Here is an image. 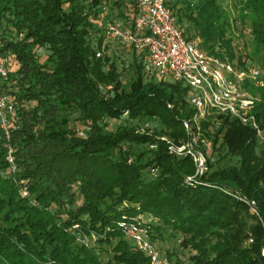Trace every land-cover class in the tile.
Listing matches in <instances>:
<instances>
[{
  "label": "trees",
  "instance_id": "trees-1",
  "mask_svg": "<svg viewBox=\"0 0 264 264\" xmlns=\"http://www.w3.org/2000/svg\"><path fill=\"white\" fill-rule=\"evenodd\" d=\"M237 1V19L248 23L264 60V0ZM113 2L121 0H0V55L13 65L0 90L14 101L18 124L8 140L0 127V264H147L120 226L144 212L153 216L145 224L154 240L168 228L182 233L193 264H264L262 222L222 187L254 198L264 222V75L261 85L245 83L258 96L252 113L262 136L229 114L201 117L199 130L191 129L211 140V151L198 146L207 170L189 183L192 156L170 153L157 137L163 130L177 142L188 137L184 120L193 121L196 108L187 86L145 73L143 59L126 83L107 54L95 55L103 40V6L113 10ZM167 3L204 51L245 62L236 56L219 0ZM125 8L136 12L137 1L126 0ZM112 10L131 25L126 12ZM145 116L158 117L168 130L139 132ZM112 119L123 121L113 125ZM8 142L15 170L6 158ZM138 143L144 147L134 151ZM92 234V242L78 239ZM166 253L176 262L185 257Z\"/></svg>",
  "mask_w": 264,
  "mask_h": 264
},
{
  "label": "built area",
  "instance_id": "built-area-1",
  "mask_svg": "<svg viewBox=\"0 0 264 264\" xmlns=\"http://www.w3.org/2000/svg\"><path fill=\"white\" fill-rule=\"evenodd\" d=\"M137 10L131 17V25L118 17H111L102 25L103 40L96 46L95 55L104 53L108 41L134 48L143 55V70L147 74H157L171 80H181L188 88L187 100L196 108L192 120L213 114H229L242 121L250 123L256 128L261 137L252 108L256 96L244 86L247 81L254 84L263 82L262 70L250 62L239 64L236 60L222 58L208 53L199 46L198 36H187L167 0H136ZM106 10V6H103ZM13 69L10 56L0 55V80L7 79ZM16 105L10 95L0 90V127L6 139L10 138L11 129L16 124ZM190 120H184L185 126L191 132ZM80 134L81 129H77ZM198 133V131H197ZM199 134V133H198ZM195 137V136H194ZM167 143L170 153L189 154L195 162V172L185 177V181L194 183L198 175L207 170L205 156L199 148L188 142H174L165 135L160 136ZM203 140V139H202ZM209 145V144H207ZM14 147L7 143L6 158L10 162V170H15ZM223 190L245 202L249 210L257 215L263 224L257 203L241 192L222 186ZM20 194H28L25 186L20 187ZM150 218L143 213L120 222L123 234L131 241L133 246L141 250L148 258V264H193L186 257L179 262L171 259L160 250L157 241L151 237V228L145 224ZM78 224H74L77 227ZM94 236V234H92ZM86 236L78 239L87 243ZM251 236L245 242L251 240ZM264 254V245L261 247Z\"/></svg>",
  "mask_w": 264,
  "mask_h": 264
},
{
  "label": "rangeland",
  "instance_id": "rangeland-1",
  "mask_svg": "<svg viewBox=\"0 0 264 264\" xmlns=\"http://www.w3.org/2000/svg\"><path fill=\"white\" fill-rule=\"evenodd\" d=\"M220 3L222 4V6L224 7V9L227 11L228 16H229V20H230V27L228 28V32L229 35L233 38V42H234V46H235V50H236V56H238L240 54L241 57H245L246 62H250L253 65H257L261 70H262V76L264 75V60L262 58V56L260 55H256V51L254 50L255 46H254V42L253 39L251 38L250 35V31L248 29V23H240L239 20L237 19L238 17V1L236 0L235 2L237 3L234 4V0H219ZM125 2L126 0H121L120 4H115L113 2V10L110 9L109 7L111 6L110 3L108 4H104L106 5V10H104L103 16H102V25L104 23L105 20H107L108 18L111 17H117L116 15H112L110 14L111 10L112 12H117L120 10H123L124 12H126L127 14L125 15V17L127 15H129V18H131V16L135 13H132L133 10H129L125 8ZM105 12V13H104ZM107 12V13H106ZM122 18V17H120ZM129 18H124L126 20H129ZM235 19H237L238 21L235 23ZM98 23V22H97ZM99 24V23H98ZM180 24L182 25V27H184L185 32L187 34L192 33V29L189 27V29L186 30V25L188 24L187 21L183 20L182 22H180ZM244 25V26H242ZM104 54H107L109 56V58L111 60H113L116 64H117V68L118 70L121 72L122 74V78L123 80L128 83L131 79V77L134 74V63H137L138 61L142 60V56L141 54H138L133 48H131L130 46H123L117 42H115L114 40H110L108 41V44L106 46V48L104 49ZM251 56V57H250ZM143 61V60H142ZM16 68V67H15ZM168 79V78H166ZM171 80V79H168ZM263 83V82H262ZM262 83L255 84V85H261ZM245 87V86H244ZM250 93L251 90L248 87H245ZM258 98V96L256 95V99ZM73 115L76 114V112H72ZM219 114V113H218ZM218 114H215L216 116ZM123 119H112V124L116 125L119 122H122ZM188 125L193 126L195 125L196 130H199V120H193V121H188L187 122ZM185 126V123H184ZM186 127V126H185ZM158 128H163V129H167L165 127V125L163 123H161L159 121V118L156 116H145L143 117L142 120H140V122L138 123L137 126V130L139 132H147V133H151L153 131H157ZM187 129V127H186ZM188 130V129H187ZM166 131L163 130V132H157V137L160 138V136L165 135L167 138L172 139L174 142L175 141L172 137H170L167 133H165ZM188 137L186 139L183 140H179L180 142H185V143H189L190 145L192 144L194 146V148L198 149V146H205L206 150L205 153L208 154L211 151V140L209 138H202L200 139V135L197 133V131L195 130H191V132H189L188 130ZM195 136V137H194ZM201 141V143L199 142ZM177 142V143H180ZM220 143V141L216 144V146H218ZM209 144V145H207ZM151 146H155L154 144H151ZM122 147H125V144H122ZM144 147V144H134L133 145V149L134 151H139ZM116 150V149H115ZM199 150L201 151V153L206 157V154L203 151V148L201 149V147H199ZM218 151V149H216ZM174 154V153H173ZM177 155H183V154H177ZM236 157H232L230 159H228V161H235ZM221 164H224V161L220 162ZM150 172L152 174H155L156 172V168L151 167ZM146 171L145 174L147 176H151V173ZM137 206V205H136ZM139 215V213H138ZM143 216L145 218H153V216L149 213L144 212ZM86 240L88 242H92V240L94 239V236H86ZM182 239V233H180L179 231H175L171 228H168L167 231L164 234V238H160L159 242L157 241L158 246L161 247V251L163 253H166V251H171L173 250L175 252V254L177 253L178 255H187V253H189V248H187L186 246H184L180 241ZM167 254V253H166ZM102 255L104 256V258H107L108 253L106 252H102ZM175 256V255H173ZM176 257V256H175ZM111 264H115V263H111ZM148 264V263H147Z\"/></svg>",
  "mask_w": 264,
  "mask_h": 264
}]
</instances>
